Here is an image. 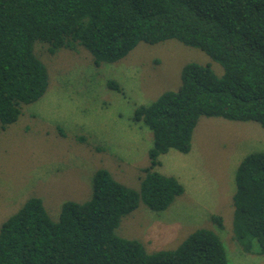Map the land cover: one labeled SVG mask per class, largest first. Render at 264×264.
<instances>
[{
	"label": "trees",
	"instance_id": "trees-1",
	"mask_svg": "<svg viewBox=\"0 0 264 264\" xmlns=\"http://www.w3.org/2000/svg\"><path fill=\"white\" fill-rule=\"evenodd\" d=\"M169 40L203 51L224 74L189 62L177 90L134 109L132 121L153 135L139 190L100 168L91 198L64 202L57 221L41 199L28 198L0 226V264H229L224 243L208 229L154 253L116 230L141 203L160 213L184 194L175 176L160 171L161 157L189 153L201 118L264 129V0H0V128L48 90L36 43L52 55L82 48L98 66L122 60L140 43ZM234 181L233 239L245 254L264 256V152L244 156ZM211 220L224 229L221 216Z\"/></svg>",
	"mask_w": 264,
	"mask_h": 264
},
{
	"label": "rangeland",
	"instance_id": "rangeland-1",
	"mask_svg": "<svg viewBox=\"0 0 264 264\" xmlns=\"http://www.w3.org/2000/svg\"><path fill=\"white\" fill-rule=\"evenodd\" d=\"M35 49L48 68L49 87L39 101L23 107L16 123L0 128V226L30 197L41 199L57 221L64 202L91 198L92 177L100 168L139 190L153 135L132 121L134 109L177 90L189 62L224 74L206 53L175 40L140 43L122 60L98 66L82 48L54 55L41 43ZM252 152H264L259 124L201 118L189 153L171 150L161 157L160 171L175 176L184 194L160 213L141 203L121 219L117 235L139 240L154 253L173 250L204 228L221 238L229 264H264V256L245 254L232 232L234 174ZM213 215L223 218V230Z\"/></svg>",
	"mask_w": 264,
	"mask_h": 264
}]
</instances>
